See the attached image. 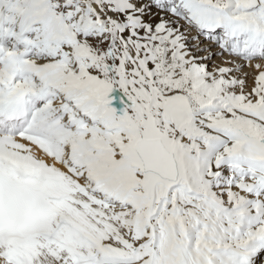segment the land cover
Here are the masks:
<instances>
[{"label": "snow or ice", "instance_id": "snow-or-ice-1", "mask_svg": "<svg viewBox=\"0 0 264 264\" xmlns=\"http://www.w3.org/2000/svg\"><path fill=\"white\" fill-rule=\"evenodd\" d=\"M0 264H264V0H0Z\"/></svg>", "mask_w": 264, "mask_h": 264}]
</instances>
